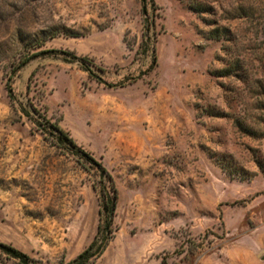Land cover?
Masks as SVG:
<instances>
[{
	"label": "rangeland",
	"instance_id": "374dc122",
	"mask_svg": "<svg viewBox=\"0 0 264 264\" xmlns=\"http://www.w3.org/2000/svg\"><path fill=\"white\" fill-rule=\"evenodd\" d=\"M153 1L0 0V242L28 264L90 242L99 166L90 264H264V0Z\"/></svg>",
	"mask_w": 264,
	"mask_h": 264
},
{
	"label": "trees",
	"instance_id": "16d2710c",
	"mask_svg": "<svg viewBox=\"0 0 264 264\" xmlns=\"http://www.w3.org/2000/svg\"><path fill=\"white\" fill-rule=\"evenodd\" d=\"M149 4L151 5V9L154 11L156 9V5L153 0H149ZM140 11L143 14L144 17H146L147 12H148V7L147 3L145 0H141V6H140ZM143 37H147V39L150 42L155 41V36L150 35V31L153 34L154 30V22L153 20L149 22H144L143 23ZM148 49L150 52H153L154 45L151 44ZM152 56V62L150 64V69L154 66L155 64V56L151 54ZM27 61L25 59L22 64H24ZM149 69V70H150ZM229 73V71H225V74ZM11 77H9L5 83V90L7 92V96L10 101H13L14 95L12 91V86H11ZM112 86V85H110ZM55 131H57L59 136L64 137L67 139L69 142L72 144L73 141L68 138L64 131L58 127V125H53L52 127ZM101 172H104L107 177L108 185H109V191L104 192L100 194V211H99V219L98 223L96 226L95 234L93 235L92 239L90 242L85 246L72 260H70L67 263L64 264H90L94 259L98 258L103 251L105 250L108 242L111 240L114 231L116 230V225L114 224V211L116 207V201H117V194H116V189L114 187V183L111 179V177L106 173V171L99 166ZM0 249L9 257L18 260L20 264H28L29 257L19 251L18 249L14 248L10 244H5L0 242ZM63 264V263H61Z\"/></svg>",
	"mask_w": 264,
	"mask_h": 264
}]
</instances>
